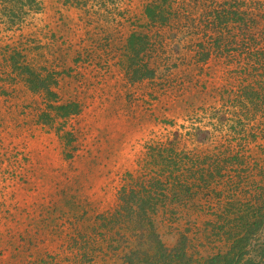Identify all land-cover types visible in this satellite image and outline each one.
Listing matches in <instances>:
<instances>
[{"label": "rangeland", "instance_id": "rangeland-1", "mask_svg": "<svg viewBox=\"0 0 264 264\" xmlns=\"http://www.w3.org/2000/svg\"><path fill=\"white\" fill-rule=\"evenodd\" d=\"M261 54L264 0H0V264H142L147 234L111 218L130 190L163 244L196 247L206 198L169 191L185 158L264 186Z\"/></svg>", "mask_w": 264, "mask_h": 264}, {"label": "trees", "instance_id": "trees-1", "mask_svg": "<svg viewBox=\"0 0 264 264\" xmlns=\"http://www.w3.org/2000/svg\"><path fill=\"white\" fill-rule=\"evenodd\" d=\"M155 10L157 11V9L149 11L151 19L156 16ZM189 13L186 12L185 15L190 18L191 22L192 18L187 15ZM185 20L188 19L185 18ZM202 47L203 45L200 46V48ZM202 54L203 58L207 59L208 54L204 52ZM255 64L262 65L260 66L262 70L257 72L262 79L257 81L260 90L249 86L244 89L243 97L249 105L259 111L258 108L264 103V54L258 57ZM232 129L234 130V128ZM162 153L163 151H160V159L165 162ZM202 155L203 158L195 157L193 160L185 158L192 165L191 168H194L192 174H187V179L192 182L175 180L177 189L169 190L170 186L167 184L173 179L165 178L166 180L163 181V177H160V183L149 182V185L140 187L141 191L147 188L148 191L155 188L157 190L160 188V191L163 188L165 192L172 191L175 197L174 202L178 201V190L183 189L184 193H188L191 187L200 188V193H203L206 201L203 207L200 206L199 209H196V213L200 216L206 214L211 219L201 226V228L207 229L194 236L200 240L196 247L192 248L193 244L187 246L186 236H182L172 248L163 244L156 233L155 226L146 222L147 214L144 210L145 206H153L158 199L141 198L140 200V197L136 195V190H130L128 196L124 192L122 193L124 196L120 199L119 206L111 218L130 221L137 238L140 234L139 239H146L147 234L150 243L145 245L146 248H137V252L134 253V255L142 254L145 264H264V240H261V233L264 231V186L259 188L254 181L246 182L244 174L248 167L241 162L242 164H238L241 167L240 170L235 171L234 168L237 165L234 157L228 159L226 163L232 168L231 174L234 171L237 172V182H232L234 177L229 171H224L220 163L213 158V154ZM174 157L177 158L176 155ZM182 161L185 160L181 159L178 163ZM181 165L186 168L185 162ZM163 169L164 166H161L160 173ZM226 184L233 189V192L226 187ZM184 186H187L188 189H185ZM229 190L231 194H229ZM242 193L247 195V198H242ZM160 203H162L161 200ZM134 205H138L140 208L138 211L141 212L135 210ZM145 222L148 225L147 229L150 227L147 232ZM128 262L133 263L132 259Z\"/></svg>", "mask_w": 264, "mask_h": 264}]
</instances>
